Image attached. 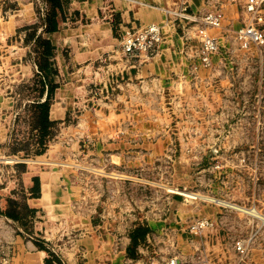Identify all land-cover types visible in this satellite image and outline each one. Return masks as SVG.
Wrapping results in <instances>:
<instances>
[{"label":"rangeland","instance_id":"obj_1","mask_svg":"<svg viewBox=\"0 0 264 264\" xmlns=\"http://www.w3.org/2000/svg\"><path fill=\"white\" fill-rule=\"evenodd\" d=\"M206 4L223 11L227 32L210 66L195 65L191 44L182 62L167 58L165 69L160 63L141 78L127 75L133 63L118 46L77 71L68 65L72 50L54 47L52 67L41 73L47 58L38 38L49 40V7L0 0V264H125L122 251L128 264L172 256L264 264V47L235 39L249 18L245 0ZM178 10L167 19L183 23L189 9ZM185 27L186 40H199L193 24ZM161 49L141 55L144 63ZM48 85L58 86L51 110L60 88L67 110L51 117L43 147ZM45 186L50 200L31 206ZM197 220L210 226L192 233Z\"/></svg>","mask_w":264,"mask_h":264},{"label":"crops","instance_id":"obj_2","mask_svg":"<svg viewBox=\"0 0 264 264\" xmlns=\"http://www.w3.org/2000/svg\"><path fill=\"white\" fill-rule=\"evenodd\" d=\"M186 1H188L189 6L186 4ZM206 2L207 0H63V13L58 12V17L56 19L58 31L45 35L56 49L61 46L63 48L68 47L72 50L68 65H72V69L77 71L81 64L87 63L88 65H92V62L97 61L101 55L109 57L110 53L113 52L117 46L119 48V53L122 54L121 38L125 32L135 31L150 24L162 25L161 27H164L162 29V36L165 34V38L163 37L165 40L159 44V49H162L157 58L154 59V62L148 61L144 63L143 56L141 55L129 56L133 64L131 63L132 65L129 66V69L126 71L127 75L142 78L147 75H152L153 72H158V70L161 69L160 63L163 65L162 67H164L166 65L164 62H166L167 58H169L173 64L174 59L182 62L183 60L180 59V56L182 52L187 49V45L193 44L198 46L199 52V40L189 42L185 39V26H190L192 24H188L185 20L182 21L184 24L176 23V20L173 23L169 21L167 17L170 15V10L176 13V8L179 9L178 11H181L185 9V5L191 14H204L212 11L209 9ZM231 9H234V6ZM234 10L229 11L233 13ZM227 17L228 21L232 20L229 15ZM181 24H183V28ZM172 25L174 27V32L170 34ZM193 26V29L197 30L198 27L194 24ZM213 34L218 39L219 45L222 46L227 35L226 30H217L213 32ZM115 58L118 59L119 65L122 66L121 56ZM56 59L58 68L62 69V61L59 60V55ZM213 59L214 58H212V62ZM63 63L65 64V61H63ZM186 63L188 64V62ZM186 63L183 64L181 70H185ZM200 63L199 61L195 62V65H197L199 69L202 68ZM189 64L191 65L190 62ZM62 93L66 95V92L60 88L56 94V105L54 104L51 110L52 119H62L64 114H66L67 108H64V106L60 104L62 103L60 97ZM47 200H50V196L45 186L43 188V198L32 199L30 200V204L33 207H38L40 203L44 205ZM40 253L46 254L43 251ZM120 253L126 255V257L125 255L122 257L124 263L128 264L130 258L126 252L122 251ZM102 254L104 253L102 252ZM84 264L96 263L89 259ZM98 264L102 263L98 262Z\"/></svg>","mask_w":264,"mask_h":264},{"label":"built area","instance_id":"obj_3","mask_svg":"<svg viewBox=\"0 0 264 264\" xmlns=\"http://www.w3.org/2000/svg\"><path fill=\"white\" fill-rule=\"evenodd\" d=\"M235 3L236 0H231ZM244 12L249 18L247 23L234 33L236 41L242 48L264 47V0H245ZM180 18L188 24L197 26V37L200 42L199 61L208 67L211 57L220 50L218 39L210 34L211 30H222L225 15L220 9H215L204 14H181ZM162 38L161 26L150 24L135 31H127L121 38V52L125 56L150 55L157 52ZM210 226L208 220H197L191 225V232L197 233ZM236 251L246 255L245 242L235 244ZM163 264H210L207 258L198 257L186 261L178 257L166 258Z\"/></svg>","mask_w":264,"mask_h":264},{"label":"trees","instance_id":"obj_4","mask_svg":"<svg viewBox=\"0 0 264 264\" xmlns=\"http://www.w3.org/2000/svg\"><path fill=\"white\" fill-rule=\"evenodd\" d=\"M62 1L63 0H44V2L49 7L48 14L46 15V20L44 21V24H43V27L45 29L44 30L45 34L54 33L58 31V23L56 19L58 17V12L63 13ZM38 40L40 41V43H42L44 47V53L47 58L45 63L40 66V71L41 73H46V71L50 70L52 67L51 61L54 56L55 48L52 45L50 40H44L43 37L38 38ZM57 89H58V86L48 85L46 91H44L42 94L43 97L45 96V102L40 107L41 116H40L39 128L41 131L40 145H42L43 147L45 146L46 138L50 135L49 131L55 125V122L51 120L50 114H51V106H52L51 101L53 100V97ZM32 182L34 184L33 186L34 193H35V190L38 189V192L35 193L38 195L39 189H40V180L39 178H33ZM38 198L39 197H34V199H38Z\"/></svg>","mask_w":264,"mask_h":264}]
</instances>
